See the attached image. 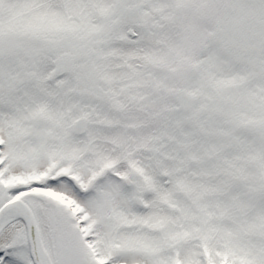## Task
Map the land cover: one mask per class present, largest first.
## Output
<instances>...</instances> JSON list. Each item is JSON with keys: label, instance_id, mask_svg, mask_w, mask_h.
I'll list each match as a JSON object with an SVG mask.
<instances>
[{"label": "snow or ice", "instance_id": "obj_1", "mask_svg": "<svg viewBox=\"0 0 264 264\" xmlns=\"http://www.w3.org/2000/svg\"><path fill=\"white\" fill-rule=\"evenodd\" d=\"M0 264H264V0H0Z\"/></svg>", "mask_w": 264, "mask_h": 264}]
</instances>
